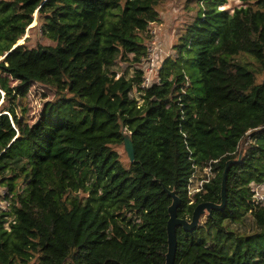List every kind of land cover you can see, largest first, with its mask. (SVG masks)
Instances as JSON below:
<instances>
[{"label": "trees", "instance_id": "obj_1", "mask_svg": "<svg viewBox=\"0 0 264 264\" xmlns=\"http://www.w3.org/2000/svg\"><path fill=\"white\" fill-rule=\"evenodd\" d=\"M185 1L197 10L142 88L143 35L162 0H0V264H165L163 186L189 220L220 202L228 161L226 207L176 229L174 264H264V204L251 193L264 181V0L231 13L227 0ZM36 28L51 44L15 46ZM117 59L132 77L116 76ZM35 83L56 98L30 124L20 106ZM123 130L128 167L114 148ZM209 161L214 177L189 196L193 165Z\"/></svg>", "mask_w": 264, "mask_h": 264}, {"label": "rangeland", "instance_id": "obj_2", "mask_svg": "<svg viewBox=\"0 0 264 264\" xmlns=\"http://www.w3.org/2000/svg\"><path fill=\"white\" fill-rule=\"evenodd\" d=\"M256 0H252L255 2ZM244 5L242 0H227V2L221 5L220 9H225L230 13L234 10V8ZM157 11L159 12V19L156 22H153L149 25L147 31L143 36H147L146 45L147 48H151L154 44L160 50V60L161 63L156 68V71L150 73L149 77L151 80L158 79V72L161 68L162 62L168 56H173L175 54L173 46L177 42V38L182 31H184L186 24L189 20H191L192 16L195 14L197 8H194V4L192 2L187 3L185 0H162V2L157 6ZM37 13L34 14V19L30 27H33L37 24ZM28 38L26 41L28 46L33 45L35 42L46 45L51 44L45 37L41 35L39 29H28L23 38H21L17 43L25 42V38ZM140 67L145 71L147 68L146 60L140 64ZM113 69L117 72L116 75L124 74L126 77H132L134 73V64H130L129 62H124L121 59H117ZM55 89L49 85L42 83H35L29 89L27 96L24 101H22V105L20 109L26 108L27 112L25 114L28 123L35 122L40 115L42 107L44 103L48 100H52L56 98ZM139 103L141 102V97L139 91L134 89L133 93ZM124 136L130 137L129 133L123 130ZM244 141V140H243ZM241 142L238 147L239 152L243 150L244 142ZM115 150L120 155V161L125 167L129 165V158L124 149V144L114 146ZM6 195V187L0 185V198ZM83 195V194H82ZM6 201L4 199L0 200V206L6 207ZM207 213L201 216L199 224H204L206 222ZM245 227L242 229H247L246 231H251L253 229L252 220L248 216H246ZM234 227V226H232ZM254 230V229H253ZM262 235L264 238V230H262ZM228 242H233V238L228 239Z\"/></svg>", "mask_w": 264, "mask_h": 264}, {"label": "water", "instance_id": "obj_3", "mask_svg": "<svg viewBox=\"0 0 264 264\" xmlns=\"http://www.w3.org/2000/svg\"><path fill=\"white\" fill-rule=\"evenodd\" d=\"M19 44L21 43H17L15 46ZM123 144H124V149L129 158V161L132 162L134 160V147L130 137L124 136ZM241 153L242 152L240 151L237 161H240ZM233 163L234 161H228L223 170L221 177V186H220V202L219 203L201 202L197 204L193 209L191 218L189 220L177 216V209L181 204V200L175 194L174 191L168 190L163 186V191L169 197H171V204L168 206L167 209L169 217L166 224L167 252L165 254V264H174L176 249H177L176 229L178 227H181L184 231H193L199 226L200 218L202 215H204V213H207V215L210 216L212 214V211H222L226 207L227 174L229 167Z\"/></svg>", "mask_w": 264, "mask_h": 264}, {"label": "built area", "instance_id": "obj_4", "mask_svg": "<svg viewBox=\"0 0 264 264\" xmlns=\"http://www.w3.org/2000/svg\"><path fill=\"white\" fill-rule=\"evenodd\" d=\"M159 52L160 50L157 47H155L154 44L151 46V48L149 49L147 48V56L145 58L147 63V68L144 71L143 81L141 84L142 88L147 87L153 82L160 81L159 76L158 79H153V80H151L149 77L150 73L156 71V68L159 66V64L162 61L160 60ZM214 161H209L208 163L202 165L201 170L198 166L193 165L192 174L188 179L187 188H188L189 196H193L195 193L202 191L204 183H207L212 177H214V170L212 167V162ZM251 193L256 204L258 203L264 204V181L253 184L251 186Z\"/></svg>", "mask_w": 264, "mask_h": 264}]
</instances>
